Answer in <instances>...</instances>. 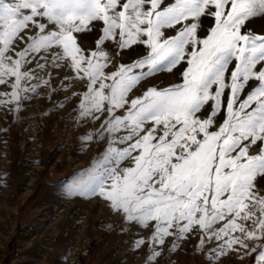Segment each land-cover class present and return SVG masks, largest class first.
<instances>
[{"label": "snow or ice", "instance_id": "snow-or-ice-1", "mask_svg": "<svg viewBox=\"0 0 264 264\" xmlns=\"http://www.w3.org/2000/svg\"><path fill=\"white\" fill-rule=\"evenodd\" d=\"M108 45L144 52L108 73ZM49 67L87 81L78 121H100L81 138L98 152L72 192L151 226L133 240L151 249L146 264L189 235L206 264L237 245L264 264V0H0V105L19 110L50 86ZM161 73L179 82L129 99Z\"/></svg>", "mask_w": 264, "mask_h": 264}, {"label": "rangeland", "instance_id": "rangeland-1", "mask_svg": "<svg viewBox=\"0 0 264 264\" xmlns=\"http://www.w3.org/2000/svg\"><path fill=\"white\" fill-rule=\"evenodd\" d=\"M80 35L81 46L93 49L91 34ZM135 47L137 53L117 55L114 45H108L106 72L139 58L144 46ZM49 74L51 85L26 94L19 110L15 104L0 105V264H146L151 249L145 244L135 250L133 240L147 239L151 226L143 230L129 225L101 197L72 192L76 182L87 179L98 152L95 141L89 145L81 138L100 121L87 127L78 121L79 96L74 93L83 92L86 80H65L72 77L67 67H49L43 75ZM178 82V75L161 73L142 82L129 99L153 84ZM257 187L264 189V179L257 178ZM198 239L189 235L175 242L168 237L156 264H206ZM254 255H245L237 245L213 264H254Z\"/></svg>", "mask_w": 264, "mask_h": 264}]
</instances>
